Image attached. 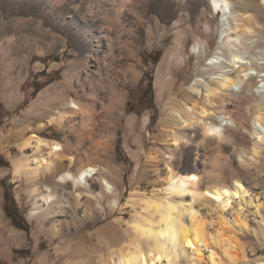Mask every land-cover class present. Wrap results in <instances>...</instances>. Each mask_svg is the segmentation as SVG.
<instances>
[{
  "label": "rangeland",
  "instance_id": "obj_1",
  "mask_svg": "<svg viewBox=\"0 0 264 264\" xmlns=\"http://www.w3.org/2000/svg\"><path fill=\"white\" fill-rule=\"evenodd\" d=\"M197 2L183 0L184 21L178 25L181 47L177 54L175 51L167 72L171 83L159 93L155 86L158 67L165 50L173 45L176 37L172 30L179 12L176 0H130L127 7L134 4L131 5L134 11L124 8L116 20L119 27L131 28L129 34H123L114 48L104 46L98 53L90 51L88 35L101 29L108 36H113L114 32L95 20L98 9L92 0H76L80 21L68 17L69 13L64 18L54 16L55 20L52 19V10H55L52 7L45 11L31 3L0 0V46L3 43L7 47L4 64L13 60L9 70L0 61V264H103L104 261L108 264L112 251H119L121 246L130 243L127 236L131 225L141 222L139 218L148 217L140 199L155 194L161 199L168 196L179 201L178 197L167 194L164 165L160 166V179H154L147 159L152 153L169 157L176 173L196 175L198 190L214 184L230 186L234 179L240 180L247 191L244 203L238 207L231 203L232 208L225 213L235 230L238 228L231 222L235 218H241L247 225L239 233L245 243L247 261L239 264H253L264 259V148L259 147L257 156L250 154L255 146L254 132L259 130L264 136V126L254 120L251 113L258 93L250 95L245 88L240 92L236 90L234 100H241V108L245 109L247 117L243 125L224 127L225 140H202L200 130L182 129L183 139L175 147L171 142L164 143L158 132L160 120L169 105L185 108L194 102H203V95L197 96L188 88L196 79H202L201 72L217 51L222 13L210 10L206 0L202 4L206 10L205 19L198 21ZM232 8L245 11L255 22L249 37L253 47L252 92L260 86L259 80L264 79V0H235ZM63 20L71 21L72 25L67 26ZM125 21L126 25H123ZM147 26L153 29L151 35L146 32ZM198 42L203 45L202 50L193 48ZM129 48L133 49V56L128 54ZM109 63L110 75L117 76L124 63L134 72L133 75L119 74L117 86L122 98L118 111L109 129L97 125L95 137L101 145L96 147L99 153L94 157V163L100 166L101 176L114 186L118 203L111 207L108 200L104 201L102 210L79 228L52 238L44 230L46 226L42 229L37 219L30 216L34 195L46 185L25 182L13 171V161L31 154L33 148L24 149L22 144L33 135L63 143L73 141L72 134L48 123L50 116L69 110L60 103L48 102L47 98L55 96L61 89L67 101L83 102L89 96L90 78L96 77V67L104 66L105 70ZM54 88L58 90L54 91ZM109 94L108 89L101 93L102 103ZM98 107L100 110V105ZM75 121L73 116L64 124ZM103 145L108 150L102 148ZM240 154L244 162L240 161ZM196 156L197 161L194 160ZM56 179L46 184L53 186ZM192 200L187 195L184 204H191L202 217L210 213L215 204L204 199ZM236 212H240L239 216ZM157 219L158 215L154 217L155 221ZM111 231L121 244H113L107 250L104 244L112 238Z\"/></svg>",
  "mask_w": 264,
  "mask_h": 264
},
{
  "label": "bare ground",
  "instance_id": "obj_2",
  "mask_svg": "<svg viewBox=\"0 0 264 264\" xmlns=\"http://www.w3.org/2000/svg\"><path fill=\"white\" fill-rule=\"evenodd\" d=\"M15 1L17 4L31 3L36 8L39 6V9L44 8L45 11L50 10V7L55 8L52 10V19L60 16L64 18V15L69 13L68 17L80 21V17L77 16V12L80 14V8L75 3L76 0ZM92 1L98 9V12L94 13L95 20L107 25L114 32V37L103 33L102 29L88 35L90 51L98 53L104 46L114 48L115 42L120 41L123 34H129L128 29L131 28L119 27L116 20L119 19L124 8L134 11L131 6L134 4L127 7L130 0ZM176 1L179 12L172 27L176 37L173 45L165 50L158 67L155 86L159 93H162L171 83V77L167 72L175 51L177 54V49L181 47L182 35L178 25L184 21L181 8L183 0ZM204 1L206 0L197 2L196 17L198 21L200 18L205 19L206 10L202 6ZM233 1L235 2V0H207L210 10L221 12L222 19L221 37L220 41L218 40L217 51L210 59L208 58V65L202 72L200 71L202 79H196L188 88L197 96L203 95V102H194L185 108L171 104L165 109L159 124L161 129L158 131L164 143L171 142L173 146L177 147L183 139V136L180 135L182 129L200 130L202 140L211 138L216 142L225 140L224 127L243 125L247 117L245 109L241 108V100H234L237 89L240 92L245 88L251 93L250 95L258 93L256 104L251 107V113L254 120L264 126V79L259 80L260 86L257 85L256 90L252 92L250 85V79L253 76L251 72L253 47L250 45L249 37H251V29L255 22H253V17L246 14L245 11L243 13L235 11L232 8ZM65 23L67 26L72 25L71 21ZM122 24L126 25V21ZM152 31L150 26L146 27L148 35H151ZM6 48L2 43L0 61L3 64L6 62ZM193 48L202 50L203 45L198 42ZM127 52L133 56V49L129 48ZM202 54L204 55L205 52ZM244 58H248V61H244ZM12 64L13 60H9L4 65L9 70L12 68ZM120 66L121 71L117 76L109 74L110 63L105 67V70H103L104 66L102 68L97 66L96 77L91 76L90 78L92 85L89 96L85 100L83 99V102L71 99L67 101L64 98L63 90L54 88V91L58 90L57 94L48 96L47 101L54 104L60 103L64 109L69 111L58 112L57 116H50L48 123L60 126L65 133L72 134L73 141L63 143L33 135L22 144L24 149L33 148L31 154L13 161V171L20 174L25 182L46 185L42 190H36L37 194L34 195L33 210L30 216L37 219L42 229L43 226H46L44 230L52 238L61 236L71 229L79 228L85 220L102 210L104 201L108 200L107 204L111 207H115L118 203L114 186L101 176V168L94 163V157L99 153L96 147L101 145L95 138L97 125L109 129L121 102L122 93L118 89L117 78L119 74H134L129 65L124 63ZM102 75L105 77L102 78ZM205 75H207V79L204 77ZM0 87L2 88L1 84ZM107 89L110 97H107L102 103L101 93ZM245 100L247 99L245 98ZM99 105L100 110H98ZM43 114H41V118ZM73 116L76 117L73 124H64ZM104 117L106 120L102 121ZM213 120L218 124H215ZM254 133L255 146L250 150V154L257 156L259 147L264 148V136L259 130ZM87 142L88 144L85 146ZM102 148L107 149V146L103 145ZM239 156L240 161L244 162L243 156L241 154ZM164 157L165 154L161 156L152 153L147 159L156 181L160 179V166L164 165L167 194L178 197L179 201L175 202L168 196L161 199L155 194L147 198H139L142 203L141 207L148 217L139 218L141 222L136 221L132 222V225L130 224L127 237L130 241L128 244L132 247L127 244L121 246L119 251H112L108 264H163V260H166L164 264H179L181 260L191 261V264L245 263L247 253L245 243L239 233L246 229L247 225L241 218H235L231 221L238 228L235 230L225 216L226 210L232 208L231 203L234 202L237 207L244 203V195L247 191L242 182L234 179L230 186L214 184L198 190L199 178L196 175L176 173L172 168L171 161L167 159L169 157ZM194 160L197 161L198 157ZM218 166L216 165V167ZM73 168L76 169L75 172L72 171ZM55 177L57 179L54 185L48 186L46 183ZM187 195H190L192 201L204 199L215 203L213 209L205 217H202L192 208L191 204H184V197ZM156 215H158L157 221L154 220ZM111 234L112 238L107 244H104V248L107 250L113 244L120 243L113 231ZM253 264H264V259L256 260Z\"/></svg>",
  "mask_w": 264,
  "mask_h": 264
},
{
  "label": "trees",
  "instance_id": "obj_3",
  "mask_svg": "<svg viewBox=\"0 0 264 264\" xmlns=\"http://www.w3.org/2000/svg\"><path fill=\"white\" fill-rule=\"evenodd\" d=\"M5 211L7 212V210L5 209ZM9 213H7V215H8ZM9 216V215H8Z\"/></svg>",
  "mask_w": 264,
  "mask_h": 264
}]
</instances>
